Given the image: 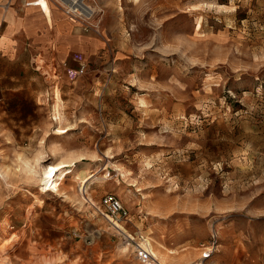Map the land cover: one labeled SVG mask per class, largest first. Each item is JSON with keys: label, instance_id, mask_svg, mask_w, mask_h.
Segmentation results:
<instances>
[{"label": "rangeland", "instance_id": "obj_1", "mask_svg": "<svg viewBox=\"0 0 264 264\" xmlns=\"http://www.w3.org/2000/svg\"><path fill=\"white\" fill-rule=\"evenodd\" d=\"M106 15L82 73L31 81L38 108L2 97L0 264H139L137 233L166 264H264V0ZM107 192L127 234L96 209Z\"/></svg>", "mask_w": 264, "mask_h": 264}, {"label": "crops", "instance_id": "obj_2", "mask_svg": "<svg viewBox=\"0 0 264 264\" xmlns=\"http://www.w3.org/2000/svg\"><path fill=\"white\" fill-rule=\"evenodd\" d=\"M92 1L102 7L104 15L111 0ZM108 17L102 16L101 33L84 32L76 19L51 0H0V99L18 90L38 108L31 81L46 80L50 71L54 79L77 74L88 57L108 45ZM26 80L28 84L20 86Z\"/></svg>", "mask_w": 264, "mask_h": 264}, {"label": "built area", "instance_id": "obj_3", "mask_svg": "<svg viewBox=\"0 0 264 264\" xmlns=\"http://www.w3.org/2000/svg\"><path fill=\"white\" fill-rule=\"evenodd\" d=\"M56 4L66 15L76 19L84 32L93 31L98 33L102 23L103 10L92 0H51ZM1 28V24H0ZM85 65L81 64L77 73L84 71ZM1 103V99H0ZM99 205L96 209L113 224L115 221H120L122 218L127 217L128 209L121 203L120 199L112 192L103 194L99 200ZM131 242L132 250L135 253L136 259L139 264H145L151 261L153 255L147 249L145 240L146 236L142 233L136 235L131 234L127 236ZM214 242L209 245L203 246L205 251H202L200 259L210 257L214 252Z\"/></svg>", "mask_w": 264, "mask_h": 264}, {"label": "bare ground", "instance_id": "obj_4", "mask_svg": "<svg viewBox=\"0 0 264 264\" xmlns=\"http://www.w3.org/2000/svg\"><path fill=\"white\" fill-rule=\"evenodd\" d=\"M80 172V174H77L76 175V177H78L79 178V183L80 184H82V188L83 189H85L86 188V186H88V184L90 183V179H91V177H92V175H89V174H86V172H85V174H82L83 173V170H80L79 171ZM96 174V173H95ZM113 227L114 228H116L118 231H121V232H123L124 234H127V231H126V229H125V227L121 224V223H119L118 221H115V222H113ZM130 235V234H129ZM149 238V237H148ZM145 242H146V244H147V249L151 252V254L153 255V261L154 262H157V264H166V262L165 261H162V260H160V258L159 257H157L158 255H157V253H155L154 251H153V246H152V243H150V241L148 240V239H146L145 240ZM126 249V248H125ZM178 251L177 250H171L170 249V251H169V253H170V255H174V254H176ZM155 257H157L158 259H156ZM160 260V261H159ZM153 262H149L148 263V261H147V264H152Z\"/></svg>", "mask_w": 264, "mask_h": 264}]
</instances>
